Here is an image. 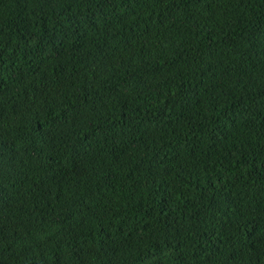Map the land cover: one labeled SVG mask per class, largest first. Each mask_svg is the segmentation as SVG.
Listing matches in <instances>:
<instances>
[{
  "label": "trees",
  "instance_id": "1",
  "mask_svg": "<svg viewBox=\"0 0 264 264\" xmlns=\"http://www.w3.org/2000/svg\"><path fill=\"white\" fill-rule=\"evenodd\" d=\"M0 264H264V0H0Z\"/></svg>",
  "mask_w": 264,
  "mask_h": 264
}]
</instances>
